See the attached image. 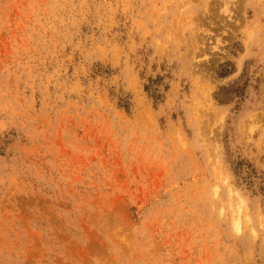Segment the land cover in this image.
<instances>
[{
  "label": "rangeland",
  "instance_id": "obj_1",
  "mask_svg": "<svg viewBox=\"0 0 264 264\" xmlns=\"http://www.w3.org/2000/svg\"><path fill=\"white\" fill-rule=\"evenodd\" d=\"M0 264H264V0H0Z\"/></svg>",
  "mask_w": 264,
  "mask_h": 264
},
{
  "label": "bare ground",
  "instance_id": "obj_2",
  "mask_svg": "<svg viewBox=\"0 0 264 264\" xmlns=\"http://www.w3.org/2000/svg\"><path fill=\"white\" fill-rule=\"evenodd\" d=\"M228 194L230 196H227V201L226 203L228 204V206L231 208L232 214V221H237V218L239 216L240 213V208H241V198L240 196L236 193L235 189H233L232 187H229L228 189Z\"/></svg>",
  "mask_w": 264,
  "mask_h": 264
}]
</instances>
